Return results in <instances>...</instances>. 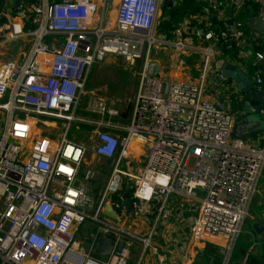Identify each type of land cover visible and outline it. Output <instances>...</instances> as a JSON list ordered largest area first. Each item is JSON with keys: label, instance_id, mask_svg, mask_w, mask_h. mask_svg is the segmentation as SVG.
I'll return each mask as SVG.
<instances>
[{"label": "built area", "instance_id": "1", "mask_svg": "<svg viewBox=\"0 0 264 264\" xmlns=\"http://www.w3.org/2000/svg\"><path fill=\"white\" fill-rule=\"evenodd\" d=\"M165 1L120 0L111 21L98 13L95 0L21 1L24 14L16 17L0 3V47L33 37L19 57L0 61V264H128L125 248L132 240L100 218L107 203L117 205L118 215L126 213L124 195L114 198L125 185L132 188L137 217L153 209L167 214L174 202L191 208L192 236L218 243L221 264H228L264 169V129L234 134L238 115L219 94L233 92L236 83L215 60L223 52L264 92V31L251 22L248 28L241 17L247 0H201L195 23L184 20L162 32ZM254 16L264 18V5ZM156 46L199 54V75H155L150 53ZM108 53L125 55L131 65L141 60L142 66L125 133L102 127L112 125L109 119L97 120L95 152L117 156L98 196L89 185L96 169L83 167L87 147L68 132L73 121L87 120L78 107L92 65ZM88 106L119 113L103 98ZM28 112L62 118L61 138L32 135ZM135 140L148 151L140 170L128 173L122 163ZM164 178L166 183L158 182ZM88 219L100 224L87 232L90 249L83 250L76 245L77 226ZM106 235L115 246L99 258L94 253ZM141 239L147 249L151 234Z\"/></svg>", "mask_w": 264, "mask_h": 264}, {"label": "crops", "instance_id": "2", "mask_svg": "<svg viewBox=\"0 0 264 264\" xmlns=\"http://www.w3.org/2000/svg\"><path fill=\"white\" fill-rule=\"evenodd\" d=\"M95 1L98 5V13L104 14L105 21L108 20L107 18H109V21L113 20L114 17L111 18L110 16L113 14L116 15V6L120 2V0H95ZM166 1H165V5H166ZM180 1L181 0H169L168 7H171L172 5H175ZM253 1L258 3L259 8L260 6L264 5V0H253ZM10 8L11 7H9L8 9ZM198 13H193V14L191 13L190 15H185L183 18L177 21L178 23L177 25L181 24L184 20H186L190 24L195 23L197 21L196 18L198 17V15L196 14ZM18 14L19 13H17V15ZM242 16L244 18H247L248 13H245ZM203 18L205 19L204 16ZM171 51H173L172 64L176 65L177 63L176 66L178 67V69L175 68L174 66L173 68L170 67L169 70L167 71L165 70L166 69L165 64L161 61H157L161 67L160 71L162 75L168 78H195L192 74H191L192 76L185 75L186 73H188V71L185 70V66L181 67L183 63H186L188 55L186 56L182 53L181 54L178 53L177 51L175 52L174 49H171ZM220 57H224L226 60L230 62L229 57H227L226 54H224L221 51L218 53L216 60ZM140 63L142 66L141 60H138L136 64H140ZM100 67L101 65L100 63H98L97 73H100L101 70ZM108 67L109 66H107V68ZM183 69L185 70V72H183ZM171 71H175V72H171ZM175 73H176V77H174ZM228 78L229 80H233V78L231 77ZM97 88L98 87L94 88V82H93L89 88L92 90L86 89V93L89 95L85 99L86 102L84 101L83 105L81 104L78 107V112L87 118V120L79 121L80 123L86 126V129L84 131L85 133L79 131V134L74 135V138H71L77 142L83 143L87 147V153L83 167L93 166L96 169L95 178L98 177V171L101 168L105 167L109 169L111 172L117 160V156L107 157V156L99 155L95 152V144L98 141L97 130L99 127L102 126L118 134L125 133L126 126H128L131 123L134 116L135 100L138 92V87H137L136 93L134 95L135 98L133 96L132 97L129 96V111L127 110L121 113L119 108L113 106L112 102L109 101V98L107 99L104 95H102L98 91L99 89H101V87L98 89ZM129 94H130V90H129ZM219 95L225 99V101L227 102V104L231 109L235 110V112L238 115L237 118L238 120L242 115V104H241L242 100L240 98V91L237 85L236 88H234L233 92H227L225 90H221ZM97 98L105 99L107 104L113 108L118 109L119 113L117 115H109V114H103L98 110L91 109L88 105ZM19 114H24V112H20ZM26 116L31 122L32 135L43 133L52 136L54 139L61 138L63 131L62 118L39 114L37 112H28ZM100 118L109 119L112 125L100 126V124L97 122V120ZM251 133H256V132H251ZM130 147H131V155L129 156V159L128 157H125L123 162L125 163L126 160H129L126 163L127 168L131 169L132 171H135L137 169L139 170L142 167L141 165H143L144 163V159L147 153L145 154L146 151H143V157L138 158V156H140V153H142V150H144L145 147L142 146V144L136 140L131 143ZM134 155L136 156V159ZM108 177L109 175L107 176V178L104 179L105 183L103 181L104 186L108 180ZM95 178H93L89 182V185L91 191L95 194H98V190L100 186L95 184L94 181ZM126 186L127 185L123 186V188L121 189V194L123 195H125L126 191L124 189ZM170 205L172 207L167 214H163V213L161 214L160 211H158V209H153L148 215L143 217H137L133 213V211H131L130 213L126 211L125 214L118 215L115 218L116 219L115 221L109 219L113 221V223L117 224L118 226L124 229L123 236L132 240V245L129 248V263L141 264L140 259H143L144 254L147 250H148V255L146 257V260H149L150 257L153 259V261H148L149 263H142V264H214L213 263L214 260L223 259V251L218 243L207 240L202 241L192 236L191 225L193 222L194 211L187 206L185 207L177 206V203L175 202L173 204L170 203ZM1 208L2 207L0 205V210ZM247 218H248L247 225L250 226V229L249 231H247L246 234L247 243L244 246H242L239 255H237L238 259L233 264H264V242L262 240L264 233H258L252 226V223L256 221V218H260L264 220V169L259 182L258 190L255 193L252 203L250 205L249 215ZM89 230L93 231L92 228H87L85 232H83L80 235L83 236L84 234L86 237L85 239H88L90 237L87 235V232ZM77 233H78V228H77ZM150 234H151V247L149 246L150 247L149 249H144L143 244L140 243L141 241L139 240L140 242H138L137 240L141 239V237L149 236ZM141 246L142 248L140 249ZM94 254L97 255L99 258L104 257V255H102L98 251L95 252ZM26 264H28V262H26Z\"/></svg>", "mask_w": 264, "mask_h": 264}, {"label": "rangeland", "instance_id": "3", "mask_svg": "<svg viewBox=\"0 0 264 264\" xmlns=\"http://www.w3.org/2000/svg\"><path fill=\"white\" fill-rule=\"evenodd\" d=\"M15 3H16V0H2V4L6 8L11 7L10 8L11 10H13L12 7L15 5ZM21 3L22 2H19V4H18L19 9H20V7H22ZM169 11H170L169 7L167 5L165 6V4H164L163 5L164 14H166ZM15 12L16 11H14V10L11 11L10 16L16 17L17 13H15ZM110 17L113 18V17H115V15L113 14ZM164 29L165 28L162 25V21H161L160 26H159V31L163 32ZM32 39H33L32 35H23L21 37H18L16 39H13V40L6 42L2 47H0V60H6V59H12V58L19 57L23 52L27 51L30 48V46L32 44ZM150 56H151L153 61L163 62L166 66L165 70H167V71L169 70L170 67L173 68L174 66H175V68L178 69V67L176 66L177 65L176 62H175L176 65L172 64V62H173V60H172L173 51H171V48H163V47L156 46L153 48L152 52L150 53ZM98 63H100V65H101L100 73H97ZM107 66H109V67L107 68ZM183 66H185V70L188 71V73H186L185 75H189V76L193 75L194 77L198 76L199 72H200V56H199V54L188 55L186 63H183V65L181 67H183ZM185 70L183 69V72H185ZM140 72H141V63L131 65L129 62V59L125 55L116 54V53H108L104 57V59H102L100 61H96L92 65L91 70H90V74H89V77H88V80L86 83L87 87L85 88V90L83 92V96H82V100H81L80 105L81 104L83 105L86 97L89 96L86 93V89H89L90 86L92 85V83L94 82V88L95 87H98V88L101 87V89H99L98 91L102 95H104L107 99L109 98V101L112 102L113 106L119 108L121 113L124 111H127V110L129 111V96H131V97L133 96L135 98L134 95L136 93L138 83L140 80ZM171 72H175V71H171ZM174 77H176V73L174 74ZM89 90H92V89H89ZM129 90H130V94H129ZM131 90H132V92H131ZM88 100H89V98H88ZM65 128L66 127L64 124V120H63L62 130H64ZM85 129H86V126L84 124L80 123L79 121H73L71 124V127L69 129L68 136H69V138H74V135L79 134V131L80 132L82 131V133H85L84 132ZM143 151H146L145 152V154H146L148 149L145 147L144 150H142V153H140V156H138V158L143 157ZM135 159H136V156H135ZM145 159H146V157H145ZM145 159H144V161H145ZM128 161L129 160H126L125 163L124 162L122 163V168L127 170V172L129 173V171H132V170L127 168L126 163ZM135 171H138V169ZM109 173H110L109 169H107L105 167L101 168L98 171V177L94 179L95 184L100 186L99 190H98V196L101 195V193L104 189V183H105L104 179L107 178ZM128 177H129V175L127 174L125 176V178H128ZM100 178H102V179H100ZM103 181H104V183H103ZM100 218L103 220H106V219H112L114 221L116 220L115 218H111L104 213H102L100 215ZM247 221H248V218L245 221L246 224L244 223L243 231L240 233V235L238 236V238L236 240V243L234 245L233 250L230 252V258H229L228 264H233L238 259L237 255H239L242 246H244L247 243L246 234H247V231H249V229H250V226L247 225L248 224ZM98 224H100V222H97L96 220L88 219L84 223L79 224L77 226L79 235H78V238L76 241V245L79 248H81L83 250L90 249V240L85 239L86 237L84 234H83V236H81L80 234L85 232V230L87 228H92L94 231H97L99 228ZM144 237H147V236H144ZM137 241L143 244V241L141 239H138ZM121 247H123V244ZM150 247H151V245H150ZM150 247H148L147 249H149ZM141 248H142V246L140 247V249ZM147 255H148V250L145 252L143 259H140L141 264L142 263H149L148 261H153V259L150 257H149V260H146ZM125 256L127 257L128 261H129V249L125 248Z\"/></svg>", "mask_w": 264, "mask_h": 264}, {"label": "water", "instance_id": "4", "mask_svg": "<svg viewBox=\"0 0 264 264\" xmlns=\"http://www.w3.org/2000/svg\"><path fill=\"white\" fill-rule=\"evenodd\" d=\"M20 0H16L13 10L23 15L24 12L19 9L18 4ZM171 3V2H170ZM252 25H255L261 31H264V18L253 16L250 20ZM154 66L153 73H159L161 67L157 61H152ZM215 67L220 69L226 76L232 77L240 91V98L242 100V115L236 121L234 134L236 136H244L264 129V92H257L253 85V78L243 68L237 64L227 61L224 57H220L215 61ZM129 190V187H128ZM157 195L155 196V198ZM124 202L126 211L130 213L133 211L132 200L129 192L126 191L124 195ZM117 205L115 203H107L105 205L104 213L114 218L118 216L116 212ZM253 228L258 233H264V220L256 218L252 223ZM264 242V235L262 237ZM115 246L112 235L102 236L99 239L97 251L102 255H110ZM215 264V263H214Z\"/></svg>", "mask_w": 264, "mask_h": 264}, {"label": "trees", "instance_id": "5", "mask_svg": "<svg viewBox=\"0 0 264 264\" xmlns=\"http://www.w3.org/2000/svg\"><path fill=\"white\" fill-rule=\"evenodd\" d=\"M26 2L28 1H32V0H24ZM21 2V0H20ZM0 3H2V0H0ZM169 0L166 1V5L168 6ZM165 5V6H166ZM259 7H258V3L254 2L253 0H247L246 1V6L244 11L241 13V17L245 20L247 27H250V19L252 16H254L257 11H258ZM169 12H167L166 14L162 15V25L164 26V30L166 31H171V29L176 26L178 23L177 21L181 18H183L185 15H190L191 13H198L199 11L203 10V5H202V1L201 0H181L179 3L172 5L171 7H169ZM245 13H248V17L244 18L242 15H244ZM29 25H27L28 27ZM258 48H260L261 46H257ZM125 191L129 192V195L132 194V188H129L126 186ZM122 194L118 193L114 195L115 199H119L121 197ZM221 260L222 259H217L214 260L213 263L215 264H221ZM128 264L129 261H128Z\"/></svg>", "mask_w": 264, "mask_h": 264}, {"label": "clouds", "instance_id": "6", "mask_svg": "<svg viewBox=\"0 0 264 264\" xmlns=\"http://www.w3.org/2000/svg\"><path fill=\"white\" fill-rule=\"evenodd\" d=\"M166 179H167V178L161 179V180H159L158 182H159V183H166ZM139 194H140V193H138V195H139ZM150 194H151V188L149 187V188L146 189L145 195L147 196V195H150Z\"/></svg>", "mask_w": 264, "mask_h": 264}]
</instances>
